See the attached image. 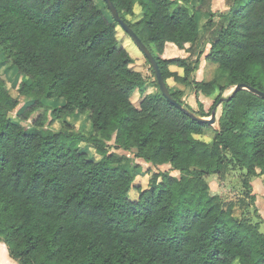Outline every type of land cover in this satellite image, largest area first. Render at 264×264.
I'll return each instance as SVG.
<instances>
[{
	"label": "trees",
	"instance_id": "trees-1",
	"mask_svg": "<svg viewBox=\"0 0 264 264\" xmlns=\"http://www.w3.org/2000/svg\"><path fill=\"white\" fill-rule=\"evenodd\" d=\"M111 1L155 57L166 84L172 78L195 94L217 93L211 109L238 83L264 91V0H233L219 14L203 11L201 34L198 6L210 0ZM135 5L141 14L132 21L127 16ZM215 16L220 22L205 59L217 65V77L191 78L200 54L191 60L159 55L166 43L191 51ZM117 26L105 3L101 8L93 0H0V49L17 74L8 87L9 76L0 73V241L9 257L16 264H264L249 180L264 175V98L245 89L224 96L213 128L169 103L156 79V91L135 105L131 95L143 94L146 81L131 68ZM12 84L25 98L15 120ZM167 87L187 111L210 114L202 104L194 111ZM84 112L93 132L64 120ZM58 120L59 130L47 126ZM206 129L210 141L197 138ZM112 149L133 150L154 166L169 164L179 177L152 172L143 189L134 185L139 165L130 169ZM228 164L245 171L238 215L236 204L211 193L205 180Z\"/></svg>",
	"mask_w": 264,
	"mask_h": 264
},
{
	"label": "rangeland",
	"instance_id": "rangeland-1",
	"mask_svg": "<svg viewBox=\"0 0 264 264\" xmlns=\"http://www.w3.org/2000/svg\"><path fill=\"white\" fill-rule=\"evenodd\" d=\"M95 4H97L99 7L103 8L104 3L102 0H93ZM233 0H210L209 3L207 1L203 4H200L198 8L200 9L198 11L197 15V21H198V31L201 34L202 33V25L205 22V16L204 12L205 10H210L213 13L219 14L220 12L225 11L229 5L232 3ZM244 1V0H243ZM195 5H198L197 2H194ZM203 12V13H202ZM140 7L138 5L134 6V15L133 16H127L129 20H136L138 17H140ZM220 17L215 16L213 18V26L208 29V31L200 37L196 45L193 47V49L189 52L185 50L178 49L175 45L172 43H166L164 49L162 52L159 53L160 56L165 58H171V57H187L188 59H194L198 54L199 56V63L197 70L193 73L191 78H194L196 80H204L209 81L215 77L218 76V70L217 65L213 64L205 59V55L207 54L209 48H210V39L212 38V32L214 29L219 25ZM116 30L119 34L123 33V47L128 51L130 56L133 58V62L131 64V68L135 71H138L142 74L146 81L145 85V92L141 94L139 91H135L131 95V102L135 105H138L140 99L144 94L155 92L156 87L154 86V76L151 72V66L143 56V54L140 52L136 44L133 42V40L130 38V36L122 30L120 26L116 27ZM2 61V62H1ZM0 73L1 75H5V73L9 76L7 79V86L9 87L11 84V80L13 81L14 78V68L10 66V62L7 61L4 58V55L0 49ZM4 67H7V71L3 72L5 70ZM4 68V69H3ZM3 69V70H2ZM169 69L173 72H177L178 74L182 75L183 71L181 68H178L176 66H169ZM16 78V77H15ZM18 79L24 80L25 76L23 74H19L17 76ZM167 84L169 87L174 91H180L181 94V100L188 104L194 111L199 110V104H202V108L204 112H211V106L213 104L214 98L217 93L213 94L212 96H205L201 93L195 94V91L189 87V85L184 83H179L177 81H174L172 78L167 79ZM233 87L227 88L224 90L222 97L228 96ZM9 91L12 96L18 98L19 104L15 108L14 111L10 113V116L12 119L15 120V114L16 110L20 108L25 98L18 94L16 88L11 85L9 88ZM47 106H52L51 101H47L45 103ZM221 114V105L218 104L216 106V119L218 120L219 116ZM87 112L80 113V114H74L71 116H67L64 118L65 121H67L75 130L83 131V132H93L92 127L88 121L87 118ZM206 118L210 117V114L205 116ZM25 124V123H23ZM217 122L212 125L211 128L216 127ZM50 127V129L53 130H59L61 128V121H55L50 125H47ZM212 136V129H206L204 131L203 135L197 136V138L210 141ZM84 148V150L88 153L89 157L95 161H98L100 159V156L95 152V149L88 144H81ZM116 156L121 157L125 159H128L129 162V168L134 164H138L139 167L134 171V185H137L141 188H147L149 178L152 172H158V171H167L171 175H175L179 177V172L172 169V167L169 164H162V165H151L150 163H147L143 161L142 159L134 157V151H125L122 149H112L111 150ZM123 160V161H124ZM148 169L150 172H148ZM244 170L240 169L239 167H236L232 164H228L224 170H222L221 173H209L205 180L208 183V186L210 188L211 193L218 194L220 197H222L225 200H231L236 204L234 213L240 214L242 212V199L245 197V193L247 190L244 188L242 184V176L244 174ZM250 185H251V194L255 196V201L253 203V207L251 208V214H254V221L258 222L260 231L264 232V175H257L253 176L250 179ZM129 198L134 197L135 191L133 189H130L127 193ZM253 210H255V213H253ZM6 250V251H5ZM4 252H7L5 244L0 241V263L3 259L6 260V256L10 258L11 262L8 264H16V261L13 260L9 255H4ZM3 264V263H1Z\"/></svg>",
	"mask_w": 264,
	"mask_h": 264
},
{
	"label": "water",
	"instance_id": "water-1",
	"mask_svg": "<svg viewBox=\"0 0 264 264\" xmlns=\"http://www.w3.org/2000/svg\"><path fill=\"white\" fill-rule=\"evenodd\" d=\"M103 2L107 6L112 18L119 24V26L122 28V30L130 36V38L133 40V42L136 44V46L138 47L140 52L143 54L145 59L150 64V66L154 72L155 79H156V82L158 84V88H159L162 96L172 105L184 110L192 119L200 121V122H205L209 125L215 124L217 122L216 106L222 102L223 97L221 99H219L216 106L211 109L209 118L196 116L193 112L187 111L183 107V105H181L179 102H177L172 97V95L170 94L168 87H167V84H166V82H165V80H164V78L160 72L158 63H157L155 57L153 56V54L151 53V51L147 48V46L143 43V41L139 38V36L133 31V29L120 17V15H119L116 7L114 6L113 2L111 0H103ZM241 89L248 90L249 92L259 96L260 98H264V91L259 90L257 88H254V87L249 86V85L244 84V83L236 84L233 87L230 95L234 94L235 92H237Z\"/></svg>",
	"mask_w": 264,
	"mask_h": 264
},
{
	"label": "crops",
	"instance_id": "crops-1",
	"mask_svg": "<svg viewBox=\"0 0 264 264\" xmlns=\"http://www.w3.org/2000/svg\"><path fill=\"white\" fill-rule=\"evenodd\" d=\"M5 251H6V250H5ZM7 254H8V253L4 252V255H7ZM10 262H11L10 258H8V256H6V260L3 259L1 263H3V264H8V263H10ZM1 263H0V264H1Z\"/></svg>",
	"mask_w": 264,
	"mask_h": 264
}]
</instances>
